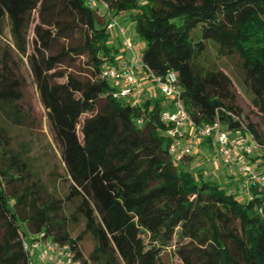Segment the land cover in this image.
<instances>
[{
  "label": "trees",
  "instance_id": "16d2710c",
  "mask_svg": "<svg viewBox=\"0 0 264 264\" xmlns=\"http://www.w3.org/2000/svg\"><path fill=\"white\" fill-rule=\"evenodd\" d=\"M89 1L0 0V37L7 23L18 55L27 58L68 185L64 197L50 190L30 150L14 149L0 123V264H28L22 242L38 234L68 244L79 264H162L168 248L178 264H264V183H251L239 199L184 160L171 161L164 98L133 107L115 99L101 76L117 49ZM101 1L112 15L130 12L144 64L157 77L176 73L193 121L218 120L224 131L249 135L264 166V0ZM206 42L216 58L236 60L258 123L244 118L230 77L204 63ZM76 63L88 74L56 69ZM22 99V83L0 61V104L14 110L16 122ZM80 221L84 228L72 237ZM86 234L94 244L84 257Z\"/></svg>",
  "mask_w": 264,
  "mask_h": 264
},
{
  "label": "rangeland",
  "instance_id": "374dc122",
  "mask_svg": "<svg viewBox=\"0 0 264 264\" xmlns=\"http://www.w3.org/2000/svg\"><path fill=\"white\" fill-rule=\"evenodd\" d=\"M144 1V0H140ZM100 20L109 21V16L105 10L100 8L98 10ZM114 20L110 21V26L107 31L109 33L107 44L117 49V54L122 52V41L126 37L130 40L132 45L138 49L144 47V42L138 37L133 28L130 12L125 11L121 13L113 14ZM37 21V13L34 14ZM123 31V33H122ZM33 38L34 34L30 29L28 34L27 53L30 54L33 50ZM128 55V52H125ZM82 60V59H81ZM0 61L5 62L14 75L22 83L23 99L21 101L22 120L20 122L15 121V112L9 106H3L0 104V123L5 125L10 137V143L16 150L28 148L30 150L29 155L33 158L36 167L39 169L43 180L48 184L50 190H52L57 196L64 197L68 193V185L61 179V175L64 173L63 164L61 162L60 150L53 138V133L50 130L48 123L47 110L43 106L40 94L37 90L32 73L27 63L25 56L18 55L12 39L9 33L7 23L3 30V34L0 37ZM203 61L206 65L215 66L225 72L231 79L233 84V91L236 94V104L242 111L244 118L249 122L258 123L259 117L253 108L251 102V96L245 91L241 83L239 71L236 67V60L234 58L218 59L215 56V46L211 42L205 43V51L203 54ZM66 68L67 72H72L78 76H85L88 74L86 70H83L81 65L77 63L71 67L65 65L59 66L56 69ZM65 78H59L58 81H64ZM155 98L153 99V101ZM89 114H84L81 117L83 120ZM233 135V134H232ZM240 133H236L239 136ZM239 140L238 138H236ZM196 154L193 152L192 159L185 158L184 164L192 170L201 171L202 174L212 181L220 184L225 188L227 192H235L240 197L242 191L245 190L246 177L242 175V182L235 176L229 174V167L224 164H219L214 159L212 148L208 141L205 145L196 146ZM197 157V158H196ZM239 161L245 163L251 161L257 167L262 166L260 164L261 154H238ZM247 163V162H246ZM232 179L230 181V176ZM68 210L67 206H65ZM84 228V224L80 221L71 229V236L74 237L81 233ZM94 241L89 234L84 236V239L80 242V250L84 257H87L93 248ZM160 261L162 264H178L177 257L173 254L172 249H164L160 252ZM36 264V263H35Z\"/></svg>",
  "mask_w": 264,
  "mask_h": 264
},
{
  "label": "built area",
  "instance_id": "2783aa9c",
  "mask_svg": "<svg viewBox=\"0 0 264 264\" xmlns=\"http://www.w3.org/2000/svg\"><path fill=\"white\" fill-rule=\"evenodd\" d=\"M88 4L92 8L98 7V10L104 9L109 16L107 29L112 26L110 21L114 20V16L105 2L90 0ZM121 50L128 52V57L122 52L116 53L114 62L106 61L102 65L101 76L113 87L115 99L127 102L133 107L140 106L144 100L151 98L144 96L140 86L142 80L152 87L155 97L164 98L165 107L160 111V119L168 125L166 130L170 137L168 152L175 165L193 154L198 141H208L217 163L227 165L233 176L241 173L246 177L247 196L251 183H264V172H259L252 165L239 161L241 157H238L236 137H232L231 132L222 130L218 120L201 124L193 121L180 98L175 72H167L164 78L153 75L142 60L141 49L134 47L126 37L123 38ZM141 122L139 119L138 123ZM257 150L258 145L253 141H249L240 149L242 154ZM22 247L28 264H79L68 244L53 242L40 234L26 237Z\"/></svg>",
  "mask_w": 264,
  "mask_h": 264
},
{
  "label": "crops",
  "instance_id": "0c3cea01",
  "mask_svg": "<svg viewBox=\"0 0 264 264\" xmlns=\"http://www.w3.org/2000/svg\"><path fill=\"white\" fill-rule=\"evenodd\" d=\"M126 57H128V55H126V53L122 52ZM140 86L141 88L143 89V92H144V96L145 97H151V98H156L153 94V90H152V87L147 85L146 82L144 80H142L140 82ZM232 137H236L238 138L239 140H237V148H238V152L241 154V147L244 146L245 144L249 143L250 141V136L249 135H243V134H240L239 136H236V133H232ZM238 134V133H237ZM205 142L206 141H198L196 146H202V145H205ZM196 146H195V150H194V153L196 154L197 150H196ZM253 153H256V154H260V151H252L250 154H253ZM197 158V157H196ZM248 164L252 165L254 168H256V166L253 164V162L251 161H246ZM245 162V163H246ZM257 171H264V166H259L256 168ZM230 174V172H229ZM231 175V174H230ZM229 175V176H230ZM236 179H239L241 182H242V185L244 181H242V175H240V173H238L237 175H235ZM231 180H234L232 179V176H230V181ZM239 199H246L247 198V194L246 192H244V190L242 191V194L240 195V197L238 196Z\"/></svg>",
  "mask_w": 264,
  "mask_h": 264
}]
</instances>
